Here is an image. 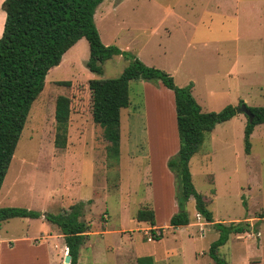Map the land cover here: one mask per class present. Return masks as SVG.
Wrapping results in <instances>:
<instances>
[{
  "label": "rangeland",
  "instance_id": "obj_1",
  "mask_svg": "<svg viewBox=\"0 0 264 264\" xmlns=\"http://www.w3.org/2000/svg\"><path fill=\"white\" fill-rule=\"evenodd\" d=\"M249 1L104 0L94 19L104 44L165 70L180 87L193 82L204 111L229 104L264 106V0ZM247 8L253 9L249 15ZM89 56V42L82 38L50 69L4 179L0 208L58 213L90 200L83 219L91 231L77 264H137L142 256H152L154 264H217L209 255L219 237L217 222L250 225V231L230 235L218 249L220 257L229 264H264V123L254 129L249 154L244 113L206 135L190 168L214 221L198 214L191 197L186 204L190 224L173 227L170 218L179 206L168 160L180 147L174 91L161 82H131L116 160L93 120L89 81L100 75L86 66ZM129 62L113 57L102 76L120 75ZM59 95L71 99L64 148L55 145ZM143 208L154 209L162 239L150 241L152 226L137 220ZM66 254L61 230L43 216L0 224V264H64Z\"/></svg>",
  "mask_w": 264,
  "mask_h": 264
},
{
  "label": "trees",
  "instance_id": "obj_2",
  "mask_svg": "<svg viewBox=\"0 0 264 264\" xmlns=\"http://www.w3.org/2000/svg\"><path fill=\"white\" fill-rule=\"evenodd\" d=\"M104 0H4L6 13L3 33L0 37V191L16 151L30 108L45 86L50 69L58 66L64 54L80 39L89 42L90 56L86 62L89 70L100 77L89 81L92 95V115L95 123L104 130L109 152L114 159L120 156V127L122 109L131 105L130 82L143 80L164 86L174 91L177 128L180 147L168 160V167L175 174L179 211L170 218V225L180 227L190 224L186 204L195 199L196 209L206 221L213 222L214 214L206 197L199 193L193 183L190 168L192 158L199 152L206 135L215 127L232 119L237 107L229 104L219 111H204L193 94L194 83L180 87L174 77L155 66L144 63L136 54L119 46L103 43L94 16ZM130 59L123 72L115 77H104V64L114 56ZM60 84L69 85V81ZM243 100L240 101V104ZM253 120L247 121L244 129L245 151L252 147L251 136L257 125L264 123V106H248ZM71 114V99L59 95L56 99L55 145H67L68 122ZM91 201L80 200L58 213L41 212L20 206L0 208V224L9 218H41L55 224L64 235L71 255V264H77L81 246L87 240L91 225L83 217ZM136 218L149 222L154 240L163 238L156 234L154 209H140ZM219 237L212 242L209 255L217 264H229L220 257L218 249L225 245L231 234L250 231L249 223H215ZM161 230V229H160ZM137 264H154L152 256H142Z\"/></svg>",
  "mask_w": 264,
  "mask_h": 264
},
{
  "label": "crops",
  "instance_id": "obj_3",
  "mask_svg": "<svg viewBox=\"0 0 264 264\" xmlns=\"http://www.w3.org/2000/svg\"><path fill=\"white\" fill-rule=\"evenodd\" d=\"M3 2H4V0H0V37H1V35H2V33H3V29H4V23H5V19H6V13H5V11L3 10V8H2V5H3ZM245 3H250V1L249 0H246V2ZM247 5H249L250 6V4H247ZM253 9L252 8H247V9H244V11H245V13L246 14H248L249 15V13L252 11ZM253 12V11H252ZM81 40V39H80ZM79 40V41H80ZM78 41V42H79ZM77 42V43H78ZM76 43V44H77ZM75 44V45H76ZM74 45V46H75ZM71 49V48H70ZM121 55H117V56H114V57H120ZM230 75V74H229ZM138 83H140V84H142L141 82H138ZM130 84H131V82H130ZM144 85V86H143ZM142 86L143 87H146L147 86V84L146 83H144ZM147 87H149V88H152V87H150L149 85L147 86ZM194 89V88H193ZM242 99V98H241ZM243 100V99H242ZM157 133V132H156ZM176 149V148H175ZM175 151V150H174ZM157 224V223H156ZM189 225V224H188ZM155 228V227H154ZM156 228H157V226H156ZM150 241H153V239H151Z\"/></svg>",
  "mask_w": 264,
  "mask_h": 264
},
{
  "label": "water",
  "instance_id": "obj_4",
  "mask_svg": "<svg viewBox=\"0 0 264 264\" xmlns=\"http://www.w3.org/2000/svg\"><path fill=\"white\" fill-rule=\"evenodd\" d=\"M237 113H244L247 115L249 121L253 120V113L251 112V110L248 108V106L246 104H241V106L239 108H237ZM71 255L69 254V250L67 249V254L65 256V262L64 264H71Z\"/></svg>",
  "mask_w": 264,
  "mask_h": 264
},
{
  "label": "built area",
  "instance_id": "obj_5",
  "mask_svg": "<svg viewBox=\"0 0 264 264\" xmlns=\"http://www.w3.org/2000/svg\"><path fill=\"white\" fill-rule=\"evenodd\" d=\"M151 239V238H150Z\"/></svg>",
  "mask_w": 264,
  "mask_h": 264
}]
</instances>
